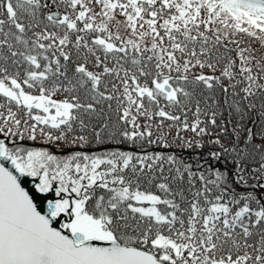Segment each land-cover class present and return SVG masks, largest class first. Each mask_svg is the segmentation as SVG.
<instances>
[{
  "label": "snow or ice",
  "instance_id": "6c2138e0",
  "mask_svg": "<svg viewBox=\"0 0 264 264\" xmlns=\"http://www.w3.org/2000/svg\"><path fill=\"white\" fill-rule=\"evenodd\" d=\"M241 35L264 46V0H0V264H264V54ZM218 89L231 147L204 139ZM153 126L232 167L50 147H170Z\"/></svg>",
  "mask_w": 264,
  "mask_h": 264
},
{
  "label": "trees",
  "instance_id": "16d2710c",
  "mask_svg": "<svg viewBox=\"0 0 264 264\" xmlns=\"http://www.w3.org/2000/svg\"><path fill=\"white\" fill-rule=\"evenodd\" d=\"M238 38H240L242 40V44H241L242 47H250V48L254 49L256 51V55L258 57L260 55L264 54V46L261 45V42L255 40L254 38L243 36V35H241V37H238ZM231 55L235 58V53H232ZM238 63H239V61H238ZM204 72L210 73V70L205 69ZM216 74L219 75V72H217ZM205 94L207 95V92H205ZM215 96L220 101L221 107L219 109L209 108L208 111L210 113L212 110H217L218 112L223 113V116L218 115L217 123H218V125H221V126L226 125L227 131H224L223 127L213 129L211 127V125H209L210 130L212 131L213 135H211L210 137H205L204 139L206 142L209 140H212V139H220L221 143L224 144L226 147H231L235 141V136L232 132V128L236 124V119H235V117L229 115V112L227 110V104L224 103L225 95L219 89L216 91ZM57 98H62V97H57ZM208 103L211 105L212 101L209 100ZM191 118H192L191 113H189V119L191 120ZM201 118L204 119L203 116ZM114 119H115V117H113V120ZM229 121H231V123H229ZM145 123H146L145 121L141 120L142 125ZM247 126L248 127L252 126L251 121L247 122ZM152 130L154 133V135H153L154 141H157V137L161 133H164L165 139L167 140V142L171 146L168 148H165V147H163L162 143H159L157 141L156 143H153L151 145L144 143L143 147H141V145L139 143L134 144L130 141L124 140L123 137H119V136H117L116 139L123 141L122 143L117 144V143L109 140L108 137H105V140L107 142L102 144V145H98L95 143V140L89 135V140L91 141V146L85 147L84 149H79V148L70 149L63 142H61L58 146L52 145L50 147H52V150L55 151L58 155L69 154L70 152L76 151V150L86 151L90 154H101V153L106 152V151L121 150V151H130V152H133L136 154H145V153L158 154V153H162L165 156L175 155L178 160H182L185 163L192 164L194 171H197L196 164L198 162L203 164L205 160H207L208 163L211 164L214 168L220 169L221 171L225 170V168H231L232 167V164H231L232 157L231 156H228L226 160L224 158H222L221 160H215L209 156V153L211 151H219L218 145L214 146L210 143H206V146L202 149L197 148V147H193V148L189 149V148L183 147L182 144L178 140L175 139V133H176L175 128H173L171 130V133H169L167 128L157 130L155 128V126H153ZM217 133H218V135H217ZM75 134H79V133H74V135ZM181 135L185 136L186 138H192L194 136V134L191 132H182ZM241 136H242V140H241V143L239 146L242 148L244 146V144H243L244 133H241ZM197 139H199V138H197ZM29 142H31V141H29ZM31 143H33V144L38 143L39 144L40 141H36L35 143L31 142ZM255 143L259 144L260 140L257 139L255 141ZM60 151H65V152L61 153ZM201 157H203V159H201ZM256 161L257 162L259 161L258 155L256 156ZM248 164L251 165L252 167L257 166V164L253 163V161L251 159L248 160ZM169 167H170L169 165L165 164V175L168 174V168ZM206 168H207V165H205V169ZM157 175H159V174L157 173ZM152 190L156 191L157 194L163 195L162 193H159V191L156 190L154 187ZM239 190L243 191V186H241V188Z\"/></svg>",
  "mask_w": 264,
  "mask_h": 264
},
{
  "label": "water",
  "instance_id": "95a60500",
  "mask_svg": "<svg viewBox=\"0 0 264 264\" xmlns=\"http://www.w3.org/2000/svg\"><path fill=\"white\" fill-rule=\"evenodd\" d=\"M0 139H4V137H3V136H0ZM7 142H8V141L6 140V143H7ZM6 166L11 167L10 164H8V165H6ZM27 186H28V187H32V179H31V178H28V185H27ZM65 220H66V218H61L60 223L65 222ZM57 226H59V225H57Z\"/></svg>",
  "mask_w": 264,
  "mask_h": 264
},
{
  "label": "rangeland",
  "instance_id": "374dc122",
  "mask_svg": "<svg viewBox=\"0 0 264 264\" xmlns=\"http://www.w3.org/2000/svg\"><path fill=\"white\" fill-rule=\"evenodd\" d=\"M34 143H35V142H34ZM29 144H33V143L29 142ZM36 144H38V143H36Z\"/></svg>",
  "mask_w": 264,
  "mask_h": 264
}]
</instances>
